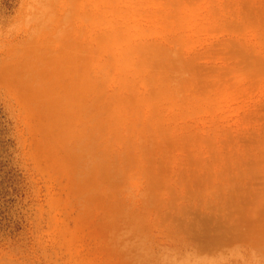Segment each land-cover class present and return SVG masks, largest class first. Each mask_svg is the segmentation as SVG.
<instances>
[{"label":"rangeland","instance_id":"1","mask_svg":"<svg viewBox=\"0 0 264 264\" xmlns=\"http://www.w3.org/2000/svg\"><path fill=\"white\" fill-rule=\"evenodd\" d=\"M0 264H264V0H0Z\"/></svg>","mask_w":264,"mask_h":264}]
</instances>
